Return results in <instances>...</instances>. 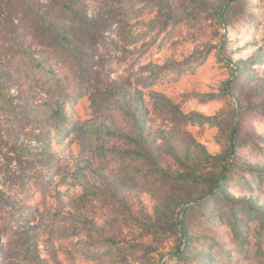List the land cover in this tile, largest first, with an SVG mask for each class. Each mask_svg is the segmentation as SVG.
I'll return each instance as SVG.
<instances>
[{"label":"rangeland","instance_id":"374dc122","mask_svg":"<svg viewBox=\"0 0 264 264\" xmlns=\"http://www.w3.org/2000/svg\"><path fill=\"white\" fill-rule=\"evenodd\" d=\"M0 264H264V0H0Z\"/></svg>","mask_w":264,"mask_h":264},{"label":"trees","instance_id":"16d2710c","mask_svg":"<svg viewBox=\"0 0 264 264\" xmlns=\"http://www.w3.org/2000/svg\"><path fill=\"white\" fill-rule=\"evenodd\" d=\"M227 3L225 4V6ZM29 27L33 29H39V31L42 33L39 39V44L41 45V48L45 50L46 52L50 48L49 44H53L55 42V39L48 42V38L44 35L46 33L45 27L41 26L36 20H33L30 22ZM47 38V40H46ZM71 41L69 38L66 39V42L69 44ZM53 42V43H52ZM60 45V44H59ZM58 59L55 57L54 54L50 53H44V52H31L26 51L22 52L20 55V59H24V65L26 66H15L13 70L15 74V70L19 68V73L21 76V80H18L20 85H23V88L29 92H32L37 87L43 88L46 87L47 96L44 98H39L40 101L37 104V106H41L44 109V113L48 114V117L51 118L53 121H55V124L59 127L61 123H65L63 114L61 113L63 104L65 102V99L69 95V88L66 84H63L58 77V73L63 70L66 66H63L65 64V55L63 51H57ZM54 60V62L50 61V58ZM28 66H34L35 69L39 70V73H43L47 76H40L42 79L37 78L33 74H28ZM83 78V75H81ZM79 85H82V80L79 75ZM23 83V84H22ZM51 86V88H47V86ZM234 133V130H233Z\"/></svg>","mask_w":264,"mask_h":264}]
</instances>
